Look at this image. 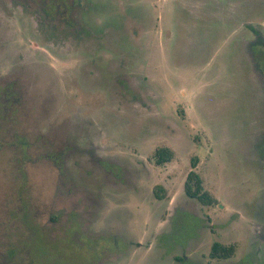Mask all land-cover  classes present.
Returning <instances> with one entry per match:
<instances>
[{
    "label": "rangeland",
    "instance_id": "rangeland-1",
    "mask_svg": "<svg viewBox=\"0 0 264 264\" xmlns=\"http://www.w3.org/2000/svg\"><path fill=\"white\" fill-rule=\"evenodd\" d=\"M253 27L264 0H0V264H264Z\"/></svg>",
    "mask_w": 264,
    "mask_h": 264
},
{
    "label": "trees",
    "instance_id": "trees-1",
    "mask_svg": "<svg viewBox=\"0 0 264 264\" xmlns=\"http://www.w3.org/2000/svg\"><path fill=\"white\" fill-rule=\"evenodd\" d=\"M256 35V40L251 43L254 45L253 54L257 55L256 59L264 63V49L263 51H256V49L264 48V40L262 34L258 28H249ZM264 73V65L258 66ZM175 159L174 151L169 147H158L155 149L152 160L157 166H164L167 163L172 162ZM198 158L191 159V171L188 173L184 185L185 194L191 199H196L202 206L215 207L219 205V200L214 197L209 191L204 188V182L202 177L197 172ZM108 167V166H107ZM154 196L158 200H162L166 197V191L163 186H156L154 188ZM236 253V245H225L220 242H214L209 256L213 260H227L232 258ZM179 260L184 261L183 258Z\"/></svg>",
    "mask_w": 264,
    "mask_h": 264
}]
</instances>
